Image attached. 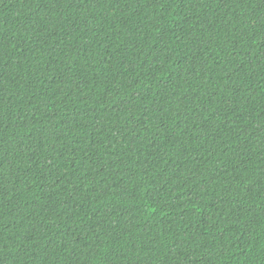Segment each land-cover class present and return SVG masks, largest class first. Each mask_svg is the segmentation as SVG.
Masks as SVG:
<instances>
[{
    "label": "trees",
    "instance_id": "obj_1",
    "mask_svg": "<svg viewBox=\"0 0 264 264\" xmlns=\"http://www.w3.org/2000/svg\"><path fill=\"white\" fill-rule=\"evenodd\" d=\"M0 264H264V0H0Z\"/></svg>",
    "mask_w": 264,
    "mask_h": 264
}]
</instances>
